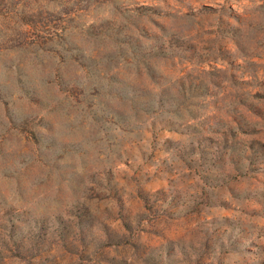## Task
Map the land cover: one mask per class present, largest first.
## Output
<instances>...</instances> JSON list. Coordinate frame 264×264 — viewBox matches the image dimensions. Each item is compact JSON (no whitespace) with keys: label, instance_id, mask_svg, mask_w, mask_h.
<instances>
[{"label":"rangeland","instance_id":"rangeland-1","mask_svg":"<svg viewBox=\"0 0 264 264\" xmlns=\"http://www.w3.org/2000/svg\"><path fill=\"white\" fill-rule=\"evenodd\" d=\"M0 264H264V0H0Z\"/></svg>","mask_w":264,"mask_h":264}]
</instances>
